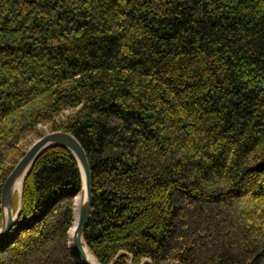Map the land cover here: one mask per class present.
Returning a JSON list of instances; mask_svg holds the SVG:
<instances>
[{
  "label": "trees",
  "instance_id": "16d2710c",
  "mask_svg": "<svg viewBox=\"0 0 264 264\" xmlns=\"http://www.w3.org/2000/svg\"><path fill=\"white\" fill-rule=\"evenodd\" d=\"M44 126L87 152L100 264H264V0H0V225ZM81 188L43 149L0 264H84Z\"/></svg>",
  "mask_w": 264,
  "mask_h": 264
},
{
  "label": "water",
  "instance_id": "95a60500",
  "mask_svg": "<svg viewBox=\"0 0 264 264\" xmlns=\"http://www.w3.org/2000/svg\"><path fill=\"white\" fill-rule=\"evenodd\" d=\"M53 144H63L74 153L82 174V188L75 201V219L70 230V248L84 264H94L85 252L84 232L91 216L93 202L92 171L87 152L72 133L64 130H51L36 139L17 162L2 186V221L0 225V244L18 220L23 207V187L27 173L39 153ZM23 178L22 190L17 208L14 207L17 183ZM71 243L75 250L72 249ZM87 245V244H86ZM97 260V259H96ZM98 264L99 261L97 260Z\"/></svg>",
  "mask_w": 264,
  "mask_h": 264
},
{
  "label": "bare ground",
  "instance_id": "6f19581e",
  "mask_svg": "<svg viewBox=\"0 0 264 264\" xmlns=\"http://www.w3.org/2000/svg\"><path fill=\"white\" fill-rule=\"evenodd\" d=\"M22 181H23V178L17 183V186H16V190H15V192H16V194H18V195H20L21 190H22ZM71 247H72L73 250H75L74 245H73L72 243H71ZM85 252H86L88 258H90V260H92V262H93L94 264H98L97 260H96L95 257L91 254V252H90V250H89V248H88V246H87L86 244H85Z\"/></svg>",
  "mask_w": 264,
  "mask_h": 264
},
{
  "label": "rangeland",
  "instance_id": "374dc122",
  "mask_svg": "<svg viewBox=\"0 0 264 264\" xmlns=\"http://www.w3.org/2000/svg\"><path fill=\"white\" fill-rule=\"evenodd\" d=\"M47 131H49V129H48L46 126H44V133L47 132ZM39 137H40V136L32 137V138H31V142L33 143V142H34L36 139H38ZM32 143H31V144H32ZM31 144H30V145H31ZM30 145H29V146H30ZM29 146H28L27 148H29ZM15 196H17V200H18L17 204H18V203H19V195L16 194ZM71 228H72V227H71ZM70 230H71V229H70ZM69 243H70V242H69Z\"/></svg>",
  "mask_w": 264,
  "mask_h": 264
}]
</instances>
